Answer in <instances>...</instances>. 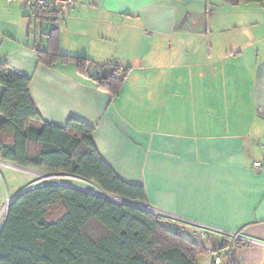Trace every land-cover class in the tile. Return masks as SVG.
<instances>
[{"label": "crops", "instance_id": "1", "mask_svg": "<svg viewBox=\"0 0 264 264\" xmlns=\"http://www.w3.org/2000/svg\"><path fill=\"white\" fill-rule=\"evenodd\" d=\"M54 28L60 53L88 58L90 76L127 69L117 96L74 61H39ZM0 61L30 78L43 121L93 127L104 162L143 187L141 204L238 234L236 264H264V170L253 166L264 159V1L77 0L57 17L0 0ZM181 227L204 250L197 264L224 253L222 233Z\"/></svg>", "mask_w": 264, "mask_h": 264}, {"label": "trees", "instance_id": "2", "mask_svg": "<svg viewBox=\"0 0 264 264\" xmlns=\"http://www.w3.org/2000/svg\"><path fill=\"white\" fill-rule=\"evenodd\" d=\"M259 3L264 0H238ZM54 13V12H53ZM58 30L48 33L42 64L74 61L79 74L117 96L127 69L112 63L90 76V60L63 55ZM30 78L0 61V160L50 175L76 177L105 193L142 203L140 185L126 184L104 162L93 127L70 118L64 126L43 121L29 91ZM31 120L41 128L29 126ZM182 224L153 212L58 184L24 190L0 225V264H197L204 250L182 233ZM238 244L247 242L238 240ZM226 243H222L224 248ZM231 264H236L232 254Z\"/></svg>", "mask_w": 264, "mask_h": 264}, {"label": "built area", "instance_id": "3", "mask_svg": "<svg viewBox=\"0 0 264 264\" xmlns=\"http://www.w3.org/2000/svg\"><path fill=\"white\" fill-rule=\"evenodd\" d=\"M7 4H12V3H18L20 4L23 8L29 10V11H38L43 8H49L51 9L54 14L57 17H61L65 11H68L72 9L76 3L77 0H4ZM260 114L264 118V113L260 111ZM262 148L264 149V144L262 145ZM253 166L255 169L258 170H264V159L261 161H255L253 163ZM82 180V179H81ZM76 186V185H75ZM155 213V212H153ZM159 216H162L164 218H167L169 220L178 222L182 225H188L193 227L196 230V234L194 235L195 237L199 238H206L207 234L210 232H219L222 233L225 237L224 241L226 243V246L222 248L221 250L224 252L222 255L214 252L211 249H208L207 252L209 255L212 257V261L209 264H231V257L234 252V250L239 246L238 240H239V235L235 233H228L225 231H217L211 227H208L206 225L193 222V221H188L185 219H181L179 217H175L166 213H155Z\"/></svg>", "mask_w": 264, "mask_h": 264}, {"label": "rangeland", "instance_id": "4", "mask_svg": "<svg viewBox=\"0 0 264 264\" xmlns=\"http://www.w3.org/2000/svg\"><path fill=\"white\" fill-rule=\"evenodd\" d=\"M0 162L9 163L14 166L9 167L7 165L0 164V225L3 221L6 211L5 206L8 201L19 192L36 185L47 183H67L95 193H104L102 190L91 184V182L81 180L76 177L67 175H50L27 168H21L8 161L0 160ZM43 175L51 178H42ZM116 203H120V201H116ZM182 233L185 234L183 230Z\"/></svg>", "mask_w": 264, "mask_h": 264}, {"label": "water", "instance_id": "5", "mask_svg": "<svg viewBox=\"0 0 264 264\" xmlns=\"http://www.w3.org/2000/svg\"><path fill=\"white\" fill-rule=\"evenodd\" d=\"M42 178H51V177H47L46 175H43ZM51 184H55V183H51ZM58 185L69 186V187H72V188H76V189H79V190H83V191H86V192H90V193H92V194H95V195H97V196H100V197L106 198V199L111 200V201H114V202H116V201H120V203H122V204L129 205V206H132V207H135V208H139V209H143V210H147V211L153 212L149 207H146L145 205H143V204H141V203H139V202L131 201V200L124 199V198H121V197H118V200L115 201V200L111 199L109 196H107V195H105V194L95 193V192H93V191H89V190H86V189H82V188H80V187H77V186H75V185H69V184H67V183H60V184H58ZM25 190H26V189H25ZM23 191H24V190H23ZM23 191L19 192L18 194H16L14 197H12V198L8 201L7 205L5 206V209H6V210L8 209V206L11 204V202H12V201H13V200H14L19 194H21ZM106 194H108V193H106ZM108 195H111V194H108ZM112 196H114V195H112ZM115 197H117V196H115Z\"/></svg>", "mask_w": 264, "mask_h": 264}, {"label": "bare ground", "instance_id": "6", "mask_svg": "<svg viewBox=\"0 0 264 264\" xmlns=\"http://www.w3.org/2000/svg\"><path fill=\"white\" fill-rule=\"evenodd\" d=\"M0 164H1V165H7V166H9V167H14V166H12V165L9 164V163H3V162H0ZM102 194H105V195L109 196V197H110L111 199H113V200H118V197H115V196H112V195H108V194H106L105 192L102 193Z\"/></svg>", "mask_w": 264, "mask_h": 264}]
</instances>
